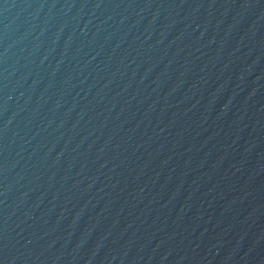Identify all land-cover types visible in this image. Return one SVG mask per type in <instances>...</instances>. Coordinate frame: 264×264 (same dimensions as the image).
<instances>
[{"label": "water", "instance_id": "obj_1", "mask_svg": "<svg viewBox=\"0 0 264 264\" xmlns=\"http://www.w3.org/2000/svg\"><path fill=\"white\" fill-rule=\"evenodd\" d=\"M0 264H264V0H0Z\"/></svg>", "mask_w": 264, "mask_h": 264}]
</instances>
